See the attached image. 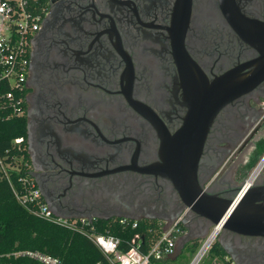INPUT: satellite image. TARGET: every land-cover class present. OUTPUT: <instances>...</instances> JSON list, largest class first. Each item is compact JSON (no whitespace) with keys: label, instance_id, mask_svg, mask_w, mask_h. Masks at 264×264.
<instances>
[{"label":"flooded vegetation","instance_id":"flooded-vegetation-1","mask_svg":"<svg viewBox=\"0 0 264 264\" xmlns=\"http://www.w3.org/2000/svg\"><path fill=\"white\" fill-rule=\"evenodd\" d=\"M41 2L23 115L28 172L53 215L175 219L165 171H184L177 133L195 94L213 88L229 100L210 121L197 181L215 172L207 191L231 197L264 127V0ZM263 184L264 171L253 185ZM182 220L190 236L210 227L192 211ZM218 240L235 264H264V235Z\"/></svg>","mask_w":264,"mask_h":264},{"label":"built area","instance_id":"built-area-1","mask_svg":"<svg viewBox=\"0 0 264 264\" xmlns=\"http://www.w3.org/2000/svg\"><path fill=\"white\" fill-rule=\"evenodd\" d=\"M39 0H0V117L5 119L24 113V82L27 75L29 43L40 21V13H35ZM23 137L12 140L11 146L0 152V180L6 181L16 201L35 216L54 223L77 228V223L67 222L53 215L41 200L38 187L30 176L26 144ZM264 171V151L242 180L239 193L252 186ZM182 218L170 222H157L159 233L146 237L139 232L128 240L122 248L119 237L111 234L88 232V238L104 256V260L93 264H165L176 254L178 237L184 233L179 229ZM131 228L138 227L131 221ZM222 231V222L211 224L201 239L199 247L186 264H235L226 255L223 258L210 257L212 245ZM5 257H27L41 264H60L59 258L37 250L14 251L0 255V264H7Z\"/></svg>","mask_w":264,"mask_h":264},{"label":"trees","instance_id":"trees-1","mask_svg":"<svg viewBox=\"0 0 264 264\" xmlns=\"http://www.w3.org/2000/svg\"><path fill=\"white\" fill-rule=\"evenodd\" d=\"M41 0L36 2L35 13H40ZM16 137H23L22 146L26 144V119L24 115L12 116L7 119L0 117V152L11 146V142ZM264 151V136L255 142L241 180L247 171L256 163ZM28 159L27 152L23 151ZM131 220L124 222L119 219L105 220L97 218L90 223H77V228L68 227L38 217L30 213L20 205L9 186L0 180V255L14 251L37 250L59 258L60 264H93L104 260L103 254L88 238V232L111 234L117 236L122 241V248L127 247V241L134 234L139 232L145 237L152 233H159L161 226L154 221H138V227L131 228ZM179 229L184 231V225L179 222ZM182 235V234H181ZM198 240L191 242V252H193ZM186 245V244H185ZM182 251V250H181ZM181 251L165 264H173L171 260L177 258ZM226 255L219 241H215L211 247L210 257L223 258ZM7 264H41L34 259L27 257L4 258ZM187 260V259H186ZM170 261V262H169Z\"/></svg>","mask_w":264,"mask_h":264},{"label":"water","instance_id":"water-1","mask_svg":"<svg viewBox=\"0 0 264 264\" xmlns=\"http://www.w3.org/2000/svg\"><path fill=\"white\" fill-rule=\"evenodd\" d=\"M195 97L191 115L177 133V158L180 163L186 162L184 171H165V175L174 182L181 204L175 217L184 218L188 211H192L207 219L209 225L222 222L223 231L264 235V184L252 185L240 194L242 179L234 194L228 198L207 191L215 172L206 180V185L202 187L198 184L197 163L210 121L229 97L221 96L218 88L202 95L196 93Z\"/></svg>","mask_w":264,"mask_h":264},{"label":"rangeland","instance_id":"rangeland-1","mask_svg":"<svg viewBox=\"0 0 264 264\" xmlns=\"http://www.w3.org/2000/svg\"><path fill=\"white\" fill-rule=\"evenodd\" d=\"M264 136V127L260 128L257 132V134L254 136V142L256 140H258L260 137ZM254 145L252 143L250 144H247L245 149L243 150V156H244V159L247 158L246 157V152H248L251 148H253ZM250 170V169H249ZM248 170V171H249ZM247 171V172H248ZM201 243V239L198 241L197 245L195 246L193 252L199 247ZM189 246H191V242H187L186 245L183 247L182 251H181V254H179L177 256L176 259L174 260H171V262H173V264H186L187 261L190 259V257L192 256L193 252H191V249L189 248ZM211 253V250L209 251V255ZM187 259V260H186ZM170 262V261H169Z\"/></svg>","mask_w":264,"mask_h":264},{"label":"crops","instance_id":"crops-1","mask_svg":"<svg viewBox=\"0 0 264 264\" xmlns=\"http://www.w3.org/2000/svg\"><path fill=\"white\" fill-rule=\"evenodd\" d=\"M190 229H189V223L184 224V233L180 235L177 239V246H176V252L181 251L185 244L189 241L192 242L194 240H200L205 235V232L203 235H197V236H190L189 235Z\"/></svg>","mask_w":264,"mask_h":264}]
</instances>
